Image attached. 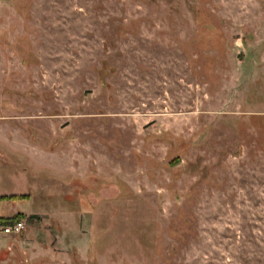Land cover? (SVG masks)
<instances>
[{
	"label": "rangeland",
	"instance_id": "374dc122",
	"mask_svg": "<svg viewBox=\"0 0 264 264\" xmlns=\"http://www.w3.org/2000/svg\"><path fill=\"white\" fill-rule=\"evenodd\" d=\"M0 196V264H264V0H0Z\"/></svg>",
	"mask_w": 264,
	"mask_h": 264
},
{
	"label": "built area",
	"instance_id": "2783aa9c",
	"mask_svg": "<svg viewBox=\"0 0 264 264\" xmlns=\"http://www.w3.org/2000/svg\"><path fill=\"white\" fill-rule=\"evenodd\" d=\"M25 227L24 222L19 221L16 222L14 225L3 227L4 233H20Z\"/></svg>",
	"mask_w": 264,
	"mask_h": 264
},
{
	"label": "trees",
	"instance_id": "16d2710c",
	"mask_svg": "<svg viewBox=\"0 0 264 264\" xmlns=\"http://www.w3.org/2000/svg\"><path fill=\"white\" fill-rule=\"evenodd\" d=\"M17 222H19V221H17ZM2 224H6V222L0 221V225H2Z\"/></svg>",
	"mask_w": 264,
	"mask_h": 264
},
{
	"label": "crops",
	"instance_id": "0c3cea01",
	"mask_svg": "<svg viewBox=\"0 0 264 264\" xmlns=\"http://www.w3.org/2000/svg\"><path fill=\"white\" fill-rule=\"evenodd\" d=\"M0 197H2V196H0Z\"/></svg>",
	"mask_w": 264,
	"mask_h": 264
}]
</instances>
